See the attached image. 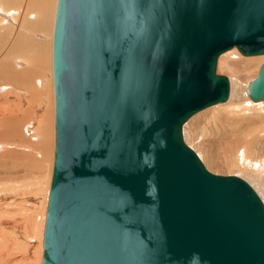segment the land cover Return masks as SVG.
Segmentation results:
<instances>
[{
	"label": "water",
	"instance_id": "1",
	"mask_svg": "<svg viewBox=\"0 0 264 264\" xmlns=\"http://www.w3.org/2000/svg\"><path fill=\"white\" fill-rule=\"evenodd\" d=\"M264 54V0H57L55 151L41 264H264V203L182 126ZM264 100V62L248 84Z\"/></svg>",
	"mask_w": 264,
	"mask_h": 264
},
{
	"label": "bare ground",
	"instance_id": "2",
	"mask_svg": "<svg viewBox=\"0 0 264 264\" xmlns=\"http://www.w3.org/2000/svg\"><path fill=\"white\" fill-rule=\"evenodd\" d=\"M56 5L51 26L49 0H0V264H41L53 141L55 151L48 61ZM236 49L217 60L230 71L226 101L192 115L182 126L183 140L207 170L233 168L264 203V100L249 97L252 78L242 82L240 74L257 55L244 59Z\"/></svg>",
	"mask_w": 264,
	"mask_h": 264
},
{
	"label": "rangeland",
	"instance_id": "3",
	"mask_svg": "<svg viewBox=\"0 0 264 264\" xmlns=\"http://www.w3.org/2000/svg\"><path fill=\"white\" fill-rule=\"evenodd\" d=\"M53 1V2H52ZM55 1L56 0H49V7H48V9H49V11H50V13H51V26H52V13H54V8H53V6H54V4H55ZM55 7V6H54ZM53 11V12H52ZM51 30H52V28H51ZM52 37V36H51ZM52 40V39H51ZM49 44H50V42H49ZM50 46V45H49ZM237 50V49H236ZM237 52H238V54L241 56V57H244V59H248L249 57H255V56H249V57H246V56H243V55H241V53L237 50ZM50 58H51V60H50ZM243 59V58H242ZM52 57H51V47H49V61H48V70H50L48 73H49V75H50V80H51V75H52ZM264 62V55H257L256 56V58H255V63H253V65H251V66H249L248 67V71L247 70H242L241 72H240V74H242V78H241V81L243 82L244 80H246L248 77H251L252 79L250 80V82L256 77V75H257V73H258V70H259V68L258 67H260V65L262 64ZM253 67H254V69H253ZM251 68V69H250ZM256 68H258V70L256 69ZM222 69V70H221ZM250 69V70H249ZM247 71V72H246ZM216 72H217V74H222V75H225V76H227V78H229L228 77V75H229V69H227V68H225V67H222V68H220V67H218V61H217V67H216ZM245 77V78H244ZM229 80V79H228ZM52 90H53V83H52ZM239 91V90H238ZM229 92H230V88H229ZM52 94H53V91H52ZM243 97H244V94H243ZM235 98H236V96H235ZM223 105V106H222ZM224 105L225 104H220L219 106V108L220 109H222V107H224ZM217 108H218V106H216ZM215 108L216 109V111H219L220 109L218 108ZM215 111V110H214ZM54 116V110H53V112H52V117ZM54 122H53V118H52V131H53V126H54V124H53ZM195 133L194 131H191L190 133L192 134L191 136L189 135V137H190V139H191V141H193V139H195V138H193V133ZM211 131H209V132H207V136H211L212 135V137L211 138H213L214 137V134L212 133ZM183 134V133H182ZM211 134V135H210ZM52 139L54 140V133H53V136H52ZM200 140V139H199ZM184 142H185V144L186 145H188V143H186V141L184 140ZM189 146V145H188ZM190 147V146H189ZM191 148V147H190ZM194 152H195V150L194 149H192ZM196 153V152H195ZM197 154V153H196ZM52 158L54 159V141H53V148H52ZM198 156V155H197ZM199 157V156H198ZM52 159V160H53ZM200 159V158H199ZM201 160V159H200ZM202 162V161H201ZM203 163V162H202ZM52 165H53V161H52ZM203 165L205 166V164L203 163ZM211 167H212V165H211ZM205 168L206 169H208L206 166H205ZM226 167L224 166H220V165H218V167H212L209 171H211L212 173H214V174H220V175H235L236 173H235V171H233L234 169L233 168H226ZM51 174H52V167H51ZM238 176V175H237ZM50 179H51V176H50ZM244 180H245V178H243ZM249 183V182H248ZM50 188V187H49ZM49 194V193H48ZM258 194V193H257ZM261 198V197H260ZM46 214V213H45ZM44 222H45V219H44Z\"/></svg>",
	"mask_w": 264,
	"mask_h": 264
}]
</instances>
